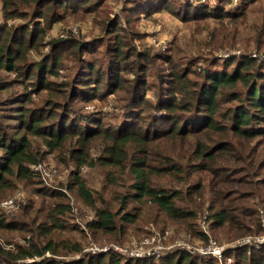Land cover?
Returning a JSON list of instances; mask_svg holds the SVG:
<instances>
[{
  "label": "trees",
  "instance_id": "obj_1",
  "mask_svg": "<svg viewBox=\"0 0 264 264\" xmlns=\"http://www.w3.org/2000/svg\"><path fill=\"white\" fill-rule=\"evenodd\" d=\"M129 1L0 0V203L32 186L11 212L0 208V229L13 232L0 263L198 264L208 260L178 249L131 261L84 248L154 232L204 242L264 233V0L231 10L207 2L199 12L161 0L189 27V39L173 37L165 55L125 41L129 30L112 11L133 14ZM70 21L90 22L111 50L88 47L69 28L46 38ZM106 53L115 55L113 70L92 58ZM108 93L120 104L114 125L80 110ZM47 154L67 174L54 185L36 168ZM204 213L209 235L199 228ZM254 246L228 248L223 261L264 264V245Z\"/></svg>",
  "mask_w": 264,
  "mask_h": 264
},
{
  "label": "rangeland",
  "instance_id": "obj_2",
  "mask_svg": "<svg viewBox=\"0 0 264 264\" xmlns=\"http://www.w3.org/2000/svg\"><path fill=\"white\" fill-rule=\"evenodd\" d=\"M179 1L183 3L185 2L188 5H191V8L193 9L196 8L197 12L202 10V8L206 5L207 2L212 3V5H217L218 9H223V10L224 8H227L229 10L234 9L235 7H237V3H238V0H224V1L222 0H217V1H214V0H179ZM160 2L161 0H130L127 3V9L129 12H134L133 14H130V13L126 14L125 18H122L123 11H121L119 6L116 5L114 6V10L112 11L114 12L112 17H115V15H118L117 16L118 19L116 18V21H114V23L117 24L119 27L122 26L123 28H126L127 30H129V32L126 33L128 38L125 41L127 43H130L132 47H135L137 50H145L149 53H155L156 51H161V53L165 55L169 42L171 41L173 37L177 36L181 42H184L189 39L188 38L189 37V27L186 26V24L183 23L180 17L178 16L179 11L176 6H170V7L168 6V8L161 10L159 8ZM18 20L19 19H17V21ZM3 22H4V17L2 15L1 3H0V28L3 26ZM68 28L71 29L72 32L78 36L84 35V39L90 43L88 44V47H97L99 51L103 50L104 48L111 50L109 49L110 43H108L107 45H104L96 41V37L99 34V31L95 29L92 32V25L90 24V22L81 23V25L73 23L71 21L66 23L65 25L56 24L54 27L48 29L46 38L51 39V37L64 36L66 34L62 35L64 33L63 31ZM120 34L123 36L124 32L121 30ZM106 41L107 40H105L104 42ZM106 55H107V60H106V56H105V59H102V56H96V55H93L92 58L94 60L98 59L96 60V64L103 65L104 69L107 68L109 70L111 69L113 70L111 65H112V62L115 60V55H112L111 53H106ZM86 56L88 57L87 54ZM179 61L182 62V59H180ZM152 74L155 75V70L152 71ZM109 79L110 80L113 79V76L110 77ZM104 83H105V80L104 78H102L101 86H100V89L102 90H104L105 88V86H103ZM148 93L152 94V91L149 90ZM80 110L82 111L85 110L87 113L88 112L93 113V111H95L96 113L103 112L106 116L104 120L102 121V124L103 125H114V122H116V120L118 119V117H116L115 115L120 112V104L114 101L113 94L108 93L104 100L93 99L91 102L90 101L81 102ZM42 163H41L42 165L40 166L37 165V168L40 169V171L43 172L44 174H49L47 176L43 174V179H44L45 184L54 185V183L58 181L57 178L62 177L60 176V173L63 175H65L66 173V170L62 171V168L58 165V163L56 162V160L51 154H47L46 157L43 159ZM46 168L48 171L46 170ZM97 174H98L97 171L89 172V174L87 175V178L92 179L93 177H96ZM65 176H67V174ZM45 184H42V185H45ZM46 186L48 185H45V187ZM31 187L32 186H28V187L25 186V187H20L18 189L21 190L23 197H25V195L28 194L27 190L30 189ZM14 194L15 192L11 194L10 196H8L7 198L3 199L2 202H4V200L9 199ZM70 196H71L70 199H72L74 202V199H76L75 195L71 192ZM6 205L7 204H0V208L5 213L11 212V210L14 207H8ZM209 234H210V230H209ZM213 234H214V231H213ZM12 235H13V232H10L7 229H0V239L5 240L8 238H12L13 237ZM153 236H155V238H152ZM145 237L146 239H148V241L146 242V244L140 247L142 243V239H144ZM128 238L125 239L124 245H119V246L120 247L122 246L121 248L126 247L128 251H130V249L132 248H135L133 250L138 249L139 253L140 251H145L148 248L151 250L153 249L158 250V248L160 247L159 246L160 244H163L165 247L173 245L172 243L189 244V245H194V246H200V244H207V242H204L203 240L198 239L196 237H193L191 241H188V240L187 241H184V240H176V241L170 240L169 241V240H166L164 236H160L158 232L145 234L143 237L139 239L134 238V236L130 237V239ZM159 238L161 241L162 240L166 241V243L164 244V243H160L161 241H157ZM210 238L214 239L217 243H222L226 245H229L231 242H233V240L232 241H222V240H217L213 237H210ZM87 242H90V241L88 240ZM108 245L112 248L114 252H116L112 245H116V246L118 245L114 243L113 244H110V243L98 244L96 242L95 244V242L94 243L90 242L84 248V250L90 253H95V252L103 253V252H106L103 250V248ZM255 247L256 246H254V248ZM175 250L177 249H173V250L168 251L167 253H163L166 250L162 249V255L154 254V255H151L150 257H153L154 258L153 260L157 261L160 258L162 259V257H166L167 255H169V253H172ZM191 254H193L194 256L200 257L204 260H208L207 262L200 261L198 264H232L231 259H230V262H227L228 259L225 262L223 261V257L216 258V257H213L212 255L205 256V254L202 255V253H196V252L191 253ZM122 255H124L126 258L130 259L131 261L145 260L142 257H138L134 259L132 258L129 252L124 253ZM233 255L234 253L231 254V257H233ZM65 258H68V257H65ZM77 258H79V255L77 254L72 257V259L74 260H77ZM213 258L216 259L217 261L216 263L212 262Z\"/></svg>",
  "mask_w": 264,
  "mask_h": 264
},
{
  "label": "built area",
  "instance_id": "obj_3",
  "mask_svg": "<svg viewBox=\"0 0 264 264\" xmlns=\"http://www.w3.org/2000/svg\"><path fill=\"white\" fill-rule=\"evenodd\" d=\"M36 168H37V166H36ZM44 175H49V174H44ZM22 197H23L22 192L20 190H18L9 199L4 200V202L1 201L0 204H7L6 206L15 208L16 207V201L19 199H22ZM199 228L202 232L209 235V223H208V220L206 218V213H204L200 217ZM152 238H155V236H153ZM147 241H148V239H146V237L144 239H142V243H141L140 247H142L144 244H146ZM157 241H161L160 238ZM206 242H207V244H200V246L181 244V243H176V244L172 243L173 245L165 247L163 244H160L159 245L160 247L158 248V250H154V249L151 250L148 248L145 251H140V253H139L138 249L133 250L135 248H132V249H130V251H128V249L126 247H123L125 249L124 250L123 248H121L122 246L121 247L119 245L118 246L112 245V246L114 247V250L117 253L124 254V253L129 252L130 255L132 256V258H134V259L138 258V257H142V258L146 259V258H149L151 255H154V254L155 255H159V254L162 255V249L166 250L163 253H167L168 251L173 250V249H178V250L187 251L189 253L196 252V253H202V255L205 254V256L212 255L213 257L220 258V257H222L224 251L230 247L244 246V245H255V246L259 247L261 245H264V233L259 234V235H247V236L241 237V238L231 242L229 245L217 243L214 239H212L210 237L208 238V240ZM160 243L165 244L166 241L162 240ZM0 247L3 249H12L13 244L7 243L6 241L0 239ZM110 249H112V248L109 245L105 246L103 248L104 251H107ZM141 249H143V248H141ZM39 259H40L39 256L26 257V258L18 259L13 264H37ZM227 262H230V258L227 260ZM0 264H6V263L1 262Z\"/></svg>",
  "mask_w": 264,
  "mask_h": 264
}]
</instances>
